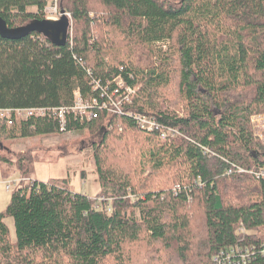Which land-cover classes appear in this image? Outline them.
<instances>
[{
    "label": "trees",
    "instance_id": "obj_1",
    "mask_svg": "<svg viewBox=\"0 0 264 264\" xmlns=\"http://www.w3.org/2000/svg\"><path fill=\"white\" fill-rule=\"evenodd\" d=\"M47 3L0 0V17L23 25L45 18ZM58 5L71 21L64 45L37 32L0 36V108L68 106L76 89L99 98L118 76L139 88L129 101L120 90L118 107H96L93 118L70 120L64 131L52 118L9 127L0 120L5 146L93 132L100 187L92 196L66 178L38 181L32 153L0 148L2 177L22 178L0 211V264H228L222 252L246 247L254 251L248 264H264V176L254 175L264 170V144L251 123L264 114V0ZM139 113L160 129H140ZM136 137L142 166L132 183L118 154L135 149Z\"/></svg>",
    "mask_w": 264,
    "mask_h": 264
},
{
    "label": "rangeland",
    "instance_id": "obj_2",
    "mask_svg": "<svg viewBox=\"0 0 264 264\" xmlns=\"http://www.w3.org/2000/svg\"><path fill=\"white\" fill-rule=\"evenodd\" d=\"M52 8L56 7L60 10L58 5V0H48ZM29 10H34V7H28ZM70 19V15L66 12ZM50 17L51 15H47ZM54 16V15H53ZM59 17V13H57ZM93 16V14H91ZM46 18V17H45ZM71 26V21H70ZM96 27H92V34L96 38L95 32L98 31ZM99 28V27H98ZM69 34L71 30L69 28ZM160 43L158 44V46ZM161 50V49H160ZM163 52L166 48H162ZM161 50V51H162ZM135 87V86H134ZM137 89L139 88L136 86ZM258 114L251 116V123L254 129V134L256 138L264 144V130L262 129V121L258 120ZM2 120V119H0ZM121 129V127H119ZM95 134L88 132L87 130H72L70 132H65L60 135H51L47 137H18L6 143L9 150L15 153H32L36 160L33 161L34 173L33 178L38 181H46L49 178H66L69 181L70 186L75 191H82L88 195H99V183L95 174L94 160L92 157V149L90 146V140ZM66 145L63 147H55L57 144ZM136 147L129 152H119V156L122 164L125 166L123 169L125 173H130L133 177V182L138 181V176L135 177V172L139 166H142L140 159V146L142 139L139 137L135 138ZM110 146L109 143H107ZM106 145V146H107ZM113 148H111L112 151ZM106 151V149L104 148ZM64 151H68V154H63ZM108 152V151H107ZM110 153V152H109ZM15 157V156H14ZM0 165V211L7 205L10 193L13 190L14 185L17 184L20 177L17 171L10 172L8 177L3 178ZM4 170V165H3ZM147 170L145 172L148 173ZM142 173V170L138 171V175ZM144 176V174H142ZM136 178V182L134 180ZM7 188L6 185L9 184ZM132 194H129L131 196ZM102 196H99L101 199ZM109 201H111L109 199ZM10 229L13 232V225L10 219H8Z\"/></svg>",
    "mask_w": 264,
    "mask_h": 264
},
{
    "label": "built area",
    "instance_id": "obj_3",
    "mask_svg": "<svg viewBox=\"0 0 264 264\" xmlns=\"http://www.w3.org/2000/svg\"><path fill=\"white\" fill-rule=\"evenodd\" d=\"M123 86V82L119 79L116 82V86L113 90L110 91H104L102 92L101 96L104 97L100 102L99 100L94 97L91 100H84L80 97V94L78 92H75V100L73 105L71 106H62V107H31V108H14V109H0V117L5 118L7 120L8 124H12V120L15 119H25L30 116H49L53 117L59 120L60 124L59 128L61 131H64L66 128L65 121L67 116H72L73 118L77 117H90L93 115V109L95 107L98 108H116L120 105L121 99L120 96L117 95V92H120V88ZM135 88L125 87V90H123V93H120L124 96V100L128 101L129 97L132 93H134ZM135 119L137 120V125L140 129L144 130H152V129H160L158 128L159 125H150L148 122L143 120V117L140 115H135ZM258 120L262 121V129L264 130V114H260L257 118ZM11 126V125H6ZM160 132V138L164 139L166 137L167 130L164 132L162 130ZM238 171H242V169L238 168ZM228 173L231 172V169L227 171ZM254 175L256 177H262L264 176V170L259 169L257 172H254ZM253 249L252 247H246V248H232L228 252L221 253L228 255V264H248L252 261L253 257ZM232 257L234 258V261L232 260ZM236 258V259H235ZM218 260V256L215 257V260ZM220 264V262H219Z\"/></svg>",
    "mask_w": 264,
    "mask_h": 264
},
{
    "label": "water",
    "instance_id": "obj_4",
    "mask_svg": "<svg viewBox=\"0 0 264 264\" xmlns=\"http://www.w3.org/2000/svg\"><path fill=\"white\" fill-rule=\"evenodd\" d=\"M60 13V17L56 20L47 18L31 19L27 23L15 27H9L0 17V36L8 39H19L31 32H37L57 46L64 45L70 21L63 8L60 9ZM0 148L9 150L2 142H0Z\"/></svg>",
    "mask_w": 264,
    "mask_h": 264
},
{
    "label": "bare ground",
    "instance_id": "obj_5",
    "mask_svg": "<svg viewBox=\"0 0 264 264\" xmlns=\"http://www.w3.org/2000/svg\"><path fill=\"white\" fill-rule=\"evenodd\" d=\"M53 6H50V4H49V1H48V3H47V5H46V7H45V9H44V15H45V17L47 18V19H52V20H56V19H58L59 17H60V15H61V13H60V10H57V8L56 7H54V8H52ZM61 9V8H60ZM57 13H59V17L57 16ZM66 13V12H65ZM47 15H51L50 17H48ZM54 15V16H53ZM66 16H67V14H66ZM68 17V16H67ZM69 18V17H68ZM69 21H70V19H69ZM69 28H70V25H69ZM69 28H68V34H69ZM42 35V34H41ZM67 38H68V35H67ZM67 40V39H66ZM121 80L122 81V79L118 76V77H116V78H114V80H115V82H117L118 80ZM123 82V81H122ZM125 87H130V88H135V91H134V93H132L131 95H130V97H129V100L134 96V94L136 93V89H137V87L135 86V87H132V86H127V85H124L123 84V86H121V87H119L120 88V90H125ZM75 92H78L79 94H80V92H79V90L78 89H76L75 91H74V95H73V103H74V100H75ZM80 97L82 98V99H84V100H91L92 98H94V97H96V96H89V97H87V98H85V97H82V95L80 94ZM98 100H99V102L102 100V99H104V97H102L101 95H100V97L98 98V97H96ZM128 100V101H129ZM73 103L71 104V105H73ZM71 105H68V106H71ZM62 106H65V105H62ZM62 106H58V107H62ZM39 107V106H38ZM65 107H67V106H65ZM19 108H31V107H19ZM50 108H55V107H50ZM0 109H14V108H0ZM96 109V107L92 110L93 111V115L92 116H90V117H86V116H84V117H77V118H73L72 116H67L66 117V121H65V124L64 125H67V123L70 121V120H75V119H80V120H90L91 118H93L94 117V115H95V110ZM100 109H114V108H100ZM129 113H131L130 111H129ZM135 115H140V116H142L143 117V120L144 121H146V122H148L150 125H158V122L154 119V118H152V117H148V116H145V115H142V114H135ZM258 115H260V114H258ZM36 117H38V118H44V117H46V118H52V119H54V120H57L58 121V125H61L60 124V122H59V120L58 119H56V118H53V117H49V116H44V117H42V116H30V117H28V118H25V119H15V120H12V124H8L7 123V120L5 119V118H2V117H0V119H2L4 122H5V125H13V124H15V123H17V122H21V121H25V120H27V119H29V118H36ZM136 120V119H135ZM136 122H137V120H136ZM137 125H139L138 124V122H137ZM244 169H242V171H243ZM9 185H10V183L9 184H7L6 185V187L8 188L9 187ZM109 209V208H108Z\"/></svg>",
    "mask_w": 264,
    "mask_h": 264
}]
</instances>
